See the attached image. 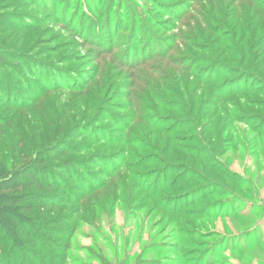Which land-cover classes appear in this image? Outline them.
<instances>
[{"label": "rangeland", "instance_id": "rangeland-1", "mask_svg": "<svg viewBox=\"0 0 264 264\" xmlns=\"http://www.w3.org/2000/svg\"><path fill=\"white\" fill-rule=\"evenodd\" d=\"M3 156L0 264H264V0H0Z\"/></svg>", "mask_w": 264, "mask_h": 264}, {"label": "trees", "instance_id": "trees-1", "mask_svg": "<svg viewBox=\"0 0 264 264\" xmlns=\"http://www.w3.org/2000/svg\"><path fill=\"white\" fill-rule=\"evenodd\" d=\"M8 169H9L8 159H6V157L3 156V158L0 160V181H4L6 179L4 177L5 176L4 174L7 172ZM1 179H4V180H1ZM30 182H31V184H30ZM30 182L29 183L27 182V184H29V185H42V182L37 177L34 180H31ZM29 208H30V206H29ZM67 249H68V246H67Z\"/></svg>", "mask_w": 264, "mask_h": 264}]
</instances>
